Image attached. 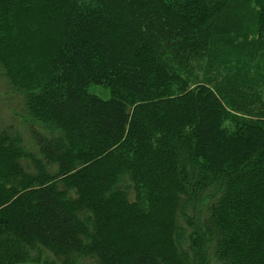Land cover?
Wrapping results in <instances>:
<instances>
[{
  "label": "trees",
  "instance_id": "trees-1",
  "mask_svg": "<svg viewBox=\"0 0 264 264\" xmlns=\"http://www.w3.org/2000/svg\"><path fill=\"white\" fill-rule=\"evenodd\" d=\"M0 74V264H264V0H0Z\"/></svg>",
  "mask_w": 264,
  "mask_h": 264
},
{
  "label": "rangeland",
  "instance_id": "rangeland-1",
  "mask_svg": "<svg viewBox=\"0 0 264 264\" xmlns=\"http://www.w3.org/2000/svg\"><path fill=\"white\" fill-rule=\"evenodd\" d=\"M8 89V85L5 84L4 79L0 76V130L8 126H12L16 129L19 125L13 116L15 111L19 110V102L17 101L15 95H12L13 97L9 98V96L5 94ZM89 92L104 100L108 98L106 89L100 86H91L89 88Z\"/></svg>",
  "mask_w": 264,
  "mask_h": 264
}]
</instances>
